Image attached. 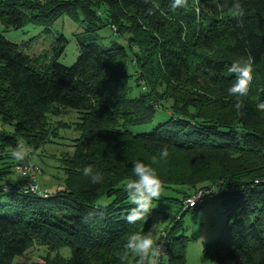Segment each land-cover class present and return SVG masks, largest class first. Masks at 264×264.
<instances>
[{
	"label": "trees",
	"instance_id": "obj_1",
	"mask_svg": "<svg viewBox=\"0 0 264 264\" xmlns=\"http://www.w3.org/2000/svg\"><path fill=\"white\" fill-rule=\"evenodd\" d=\"M172 4L0 0L5 30L27 24L49 33L60 18L82 26L70 67L57 62L64 44L49 59L31 58L0 34V264L33 247L45 249L42 264H137L125 244L149 228L152 212L127 222L132 205L124 189L135 178L136 160L154 168L162 191L171 193L154 204L178 206L156 241L164 242L158 264H185L189 239L175 233L186 213L211 199L237 216L230 222V214L218 238L203 246L204 256L219 264H264V110L257 107L264 101V0ZM104 28L114 38L109 46L97 43ZM41 58L48 62L38 66ZM237 61L251 68L248 94L239 100L227 94L235 79L228 68ZM60 108L79 115L73 153L61 158L63 187L46 198L25 193L23 180L11 179L19 162L10 153L21 143L32 154L52 142L58 125L48 116ZM156 112L167 118L152 132H129ZM89 165L101 183L83 175ZM200 190L209 192L204 205L186 209ZM66 248L68 257L60 252Z\"/></svg>",
	"mask_w": 264,
	"mask_h": 264
},
{
	"label": "rangeland",
	"instance_id": "obj_2",
	"mask_svg": "<svg viewBox=\"0 0 264 264\" xmlns=\"http://www.w3.org/2000/svg\"><path fill=\"white\" fill-rule=\"evenodd\" d=\"M82 32L81 24H75L68 18H60L50 28L49 33H44L42 27H35L33 25H24L18 29L5 30L0 23V34L9 42L14 43L18 46V49L29 57L38 58L40 55H46L48 59L53 55V48L62 46L64 49L59 56L57 62L63 66H72L77 57L79 56V50L77 47V39L79 34ZM103 40H99L97 43L104 46L111 45L113 36L108 28H104L99 31ZM63 37L65 42L60 39ZM118 42L119 39L116 38ZM43 58L39 60V65L42 66L45 63ZM131 94L130 96H136L139 93V87L136 86L134 79L130 80ZM163 107L169 109V104L164 103ZM57 111V112H56ZM52 115L48 116V119L52 126L58 125L53 135L52 142L46 144L45 147L41 148L37 152L28 155L29 162L35 166L38 174L36 180L39 187L43 191H55L56 188L61 189L64 184L65 174L61 165V158L64 153H73L74 140L79 137V133L75 129V123L78 122V113L72 109H57ZM165 114L163 118L159 112H156L151 122L142 125H136L129 127V132L132 134L150 133L158 125L162 124L166 120ZM62 123H66L69 126H62ZM60 125V127H59ZM27 161V160H26ZM21 163V162H19ZM22 162L21 164H23ZM19 164V165H21ZM12 180L21 179L20 170L16 171L13 168ZM38 187V188H39ZM161 195L165 197L171 196L168 191H162ZM173 198H178L174 195ZM178 206L175 203H155L153 205V211L151 213L150 226L146 231L151 230L152 237L156 242L158 238L163 237V231L166 227L173 224L174 213L177 211ZM231 209L222 207L219 200L211 199L199 210L194 212H188L182 219L179 232L175 235H180L181 232L189 239L185 251V264H219L217 262L210 261L203 254V246L205 244L213 242L218 238L221 233L225 222L229 215L230 222H233L237 216V210L231 212ZM61 254L68 257L70 252L69 249H62ZM46 255L45 249L42 247L31 248L22 257L14 259L12 264H42Z\"/></svg>",
	"mask_w": 264,
	"mask_h": 264
},
{
	"label": "clouds",
	"instance_id": "obj_3",
	"mask_svg": "<svg viewBox=\"0 0 264 264\" xmlns=\"http://www.w3.org/2000/svg\"><path fill=\"white\" fill-rule=\"evenodd\" d=\"M183 3L184 0H173L172 7L176 8ZM228 71L234 74L235 79L227 89V94L229 97L239 100L248 94V87L251 83L250 65L247 62L237 61L229 66ZM257 107L264 110V101H261ZM31 151L29 145L21 143L13 148L10 155L15 161L24 162ZM160 155L167 157V150L161 149ZM132 173L135 178L131 179L124 189L126 197L132 205L126 218L129 224L145 219L153 211V204L159 199L162 192V181L156 170L142 160L133 162ZM83 175L90 177L93 184L102 182L100 171L94 172L90 165L83 168ZM125 248L134 254L137 264H145V262L158 264L160 246L154 241L151 230L132 234L126 242Z\"/></svg>",
	"mask_w": 264,
	"mask_h": 264
},
{
	"label": "built area",
	"instance_id": "obj_4",
	"mask_svg": "<svg viewBox=\"0 0 264 264\" xmlns=\"http://www.w3.org/2000/svg\"><path fill=\"white\" fill-rule=\"evenodd\" d=\"M22 163V162H21ZM18 163L14 166V169L16 171L20 170L21 172V176H25L24 180H23V185H22V189L25 191V193H30L33 195H38L39 197L42 198H46L49 196L48 191H43L41 190V188L38 185L36 178V175L38 174L37 169L35 168L34 165H32L29 160L24 161L23 164ZM21 164V165H19ZM39 187V188H38ZM217 192V191H215ZM209 192H204V191H198L196 192L193 196H191L190 198H188L184 205L186 209H196L201 207L202 205H204V195ZM164 242L160 243V255L158 257V261L163 253L164 250Z\"/></svg>",
	"mask_w": 264,
	"mask_h": 264
},
{
	"label": "crops",
	"instance_id": "obj_5",
	"mask_svg": "<svg viewBox=\"0 0 264 264\" xmlns=\"http://www.w3.org/2000/svg\"><path fill=\"white\" fill-rule=\"evenodd\" d=\"M59 188H56V190H58Z\"/></svg>",
	"mask_w": 264,
	"mask_h": 264
}]
</instances>
